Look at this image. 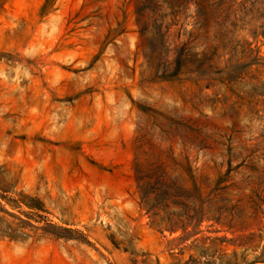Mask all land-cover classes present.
Masks as SVG:
<instances>
[{
    "label": "rangeland",
    "instance_id": "rangeland-1",
    "mask_svg": "<svg viewBox=\"0 0 264 264\" xmlns=\"http://www.w3.org/2000/svg\"><path fill=\"white\" fill-rule=\"evenodd\" d=\"M156 160L200 228L151 223ZM260 226L264 0H0V264H240Z\"/></svg>",
    "mask_w": 264,
    "mask_h": 264
},
{
    "label": "trees",
    "instance_id": "trees-1",
    "mask_svg": "<svg viewBox=\"0 0 264 264\" xmlns=\"http://www.w3.org/2000/svg\"><path fill=\"white\" fill-rule=\"evenodd\" d=\"M135 178L140 191L141 205L149 214L151 223L160 230H168L171 233L181 230L186 233L189 227L200 228L204 220L209 219L206 204L210 195L206 194L194 176L192 177L194 195L191 196L179 194V191L175 190L178 186L177 178L173 175L171 168L160 160L146 166L136 162ZM180 198L190 202L181 201ZM172 205L181 206L182 209L172 210ZM216 221H220V218H216ZM259 231L258 234L249 233L241 237L240 246L244 248L240 254V264H264V233H262L264 226H260ZM254 243L257 244L252 250L256 254L249 260L247 252L250 245ZM233 254L236 256V252ZM225 264H239V262L234 260L227 261Z\"/></svg>",
    "mask_w": 264,
    "mask_h": 264
}]
</instances>
